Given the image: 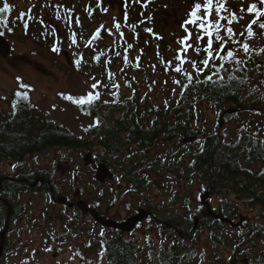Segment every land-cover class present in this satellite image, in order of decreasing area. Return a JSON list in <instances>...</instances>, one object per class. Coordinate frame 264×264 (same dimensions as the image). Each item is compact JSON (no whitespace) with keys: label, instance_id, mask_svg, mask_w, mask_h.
Segmentation results:
<instances>
[{"label":"rangeland","instance_id":"374dc122","mask_svg":"<svg viewBox=\"0 0 264 264\" xmlns=\"http://www.w3.org/2000/svg\"><path fill=\"white\" fill-rule=\"evenodd\" d=\"M155 1L151 0V4L148 5L150 10L146 12L141 3L128 0L127 21L131 16L135 18L132 24H129L124 20V0H101V7L107 9V12H102L101 7H97V0H7L14 12L11 21H16L21 13H28L31 9L30 14L33 17L32 20L36 21L35 28L39 34L32 31H27L25 34L23 23L11 32L0 27L12 46L8 56H0V95L10 97L9 93L19 88L16 78L21 77L24 84L31 86L32 101L39 106L42 112L79 134H83L84 127L94 120L59 94H70L74 98L86 94L91 90L90 85L94 82L92 77L101 81L102 85L108 84V71L115 74V81L120 85L119 89L124 94L130 96L138 91L139 95L157 104L176 101L178 86L173 83V80L178 79L180 75L171 70L166 72L165 61H172L173 66L176 63L174 57L179 47L177 40L185 35L181 23L186 19L193 0H188L184 5L180 2L177 5L176 0H172V3L162 8L160 12L158 3L153 4ZM229 1L232 2V0ZM142 2L144 3V0ZM252 2L253 0L243 1L246 4L240 8H246ZM3 3L4 0H0V5ZM57 3L63 5L60 9V20L55 17ZM174 6L178 7V17L171 20L166 17L171 22L167 27L164 22H161L165 19L163 11L166 8L165 10L172 12ZM69 8L73 9L70 28L64 21V16L67 14L65 9ZM88 8L93 10L91 15L86 10ZM149 15L150 20H148ZM77 16L80 20L79 27L75 23ZM114 17L117 22L121 23L123 38L113 27ZM251 18L247 16L243 19L242 21H245L242 27L235 24V29L242 31ZM24 19L31 20L27 15ZM41 19L44 21L43 24L40 23ZM175 20L178 24H175ZM100 25L104 26L103 35L106 37L98 38L93 41L92 45L85 47L86 41ZM8 27L12 26L8 25ZM145 28H151L152 32H146ZM107 29H112L113 35H109ZM73 31L77 34L76 45L71 44L70 34ZM262 31L264 30L257 28L254 38L260 48H264ZM153 33L156 35L154 36ZM194 39L195 35L191 42H194ZM129 43L132 44V48L127 50L128 65L125 66L123 56ZM54 46L60 49L59 52L52 51ZM118 46H123V49L122 52L118 51L120 56H115L114 52ZM101 51L105 55L99 62H95L93 57ZM64 52L70 54L71 63L68 62ZM81 56H83V61L77 69L74 61L80 59ZM114 56L115 59H113ZM138 56L140 58L139 67H136ZM188 56L196 58L191 50ZM261 59L264 62V53L261 54ZM106 60H110L111 63L105 64ZM185 67L191 71V65H185ZM126 84H130L131 87ZM99 91L104 98L111 99L113 96L111 93L116 89L101 86ZM1 102L3 108H6L7 99ZM199 109L200 116L193 127L199 131L197 137L203 138L205 134L213 132L218 126L216 124L218 110L208 103H201ZM259 121H264L263 115L246 112L231 117L221 128L227 138H235L242 125L247 124L257 129ZM186 136L184 135V138ZM183 139L170 143L157 141L148 150L147 160H173L178 151L184 148L183 145H187L190 150L195 149L189 145L192 144L191 142L184 143ZM88 154L92 156L91 152L85 150L71 149L65 152L63 149L54 148L47 157H38L36 161L28 157L20 165L9 161L0 163V169L2 168L10 177L20 175L37 177L35 174L47 173L53 187L58 190L59 197H65L74 203L84 200L89 206L117 220L136 214L141 207H145L143 205L146 201L150 202L160 218L168 213L181 218L190 209L197 211L202 205V196L212 191L205 182L198 179L188 181L179 179L167 171L153 170L149 173L151 189L144 197L124 181L120 172H117L112 180L99 181L97 179L98 165L94 167L85 160ZM13 165L16 167L13 168ZM179 166L181 167L182 164L179 163ZM46 191H48L46 188L38 191L26 189L21 193L24 218L8 235L9 254L6 264H88V258L97 259L98 249L101 248L103 240L111 236L108 229L95 222L92 212H87L76 204L74 206L79 208V213L73 216L71 213H74V210L64 208L60 201L54 202L51 193ZM230 198L236 199V196L230 195ZM207 200L213 208L219 207V197L211 195ZM236 201L242 220H250L255 216L256 211L253 208L243 205L241 199ZM42 214L43 218H41ZM195 218L200 220L199 216ZM139 225L133 233L141 239L144 246H149L148 239H151L156 246L161 245L163 239H161L158 227L149 231L148 228L152 224L146 219ZM186 228L191 231L198 230L195 228L194 218L188 222ZM224 228L228 232L232 230L227 223ZM63 231L68 233L62 235ZM208 238L209 231L203 228L196 232L193 246L200 253L208 248L211 257L207 254L206 260L211 263V259H215L211 253L213 246H210ZM234 245L230 242L228 247L231 248ZM45 248H51L52 251H45ZM77 252L81 255H75ZM239 264H251L250 254L247 251L240 254Z\"/></svg>","mask_w":264,"mask_h":264},{"label":"trees","instance_id":"16d2710c","mask_svg":"<svg viewBox=\"0 0 264 264\" xmlns=\"http://www.w3.org/2000/svg\"><path fill=\"white\" fill-rule=\"evenodd\" d=\"M2 6L1 4L0 7ZM0 15L8 17V25L12 26V30L18 29L20 23L24 26V22H27V31L39 34L35 28V20L11 21L14 15L12 6L10 13ZM133 20L135 18L131 16L127 23L132 24ZM103 34L104 30L101 31V38L106 37ZM122 49L123 46H118L116 52H122ZM178 80H183V77L179 76ZM17 90L25 91L17 88L9 93L10 97L0 95V163L9 161L20 165L28 157L36 161L38 157H47L54 148L63 149L65 152L71 149L85 150L92 153L94 167L99 162L106 163L116 173L120 172L124 181L144 197L151 189L149 173L153 170L167 171L188 181H203L212 190V195L219 197V207L213 208V211L232 221L227 223L232 228L228 232L224 228L226 222L221 217L212 216L203 205L197 211L188 210L181 218L170 213L160 218L155 213V217L162 222V225L159 224L163 239L161 245L156 246L148 239L149 246H144L141 239L134 235V231L109 232L111 236L103 240L101 248L98 249L99 253L104 252V256L88 258L91 264H239L240 254L246 251L250 254L251 264H262L264 140H258L249 146L242 137L225 141V134L217 131L205 134L203 138L197 137L189 144L195 149L190 150L187 145H183L184 148L178 151L173 160H147L148 150L159 140L170 143L181 141L184 135L198 136L199 131L193 126L200 116L201 103L216 105L223 113L228 101L227 95L232 94L223 84L213 87L211 83H193L183 96L180 95L181 88L178 87L177 100L167 104L150 101L139 95L138 91L129 96L119 89L118 99L114 96L106 99L100 92V100L89 109L91 115H86L94 122L98 117L100 123L98 126L89 127L94 124L92 121L84 127L83 134L74 132L42 112L32 101L30 92L29 100L16 97ZM3 99H7L6 108H3ZM14 101L15 109L12 107ZM75 106L81 111L80 106ZM179 163L182 164L181 167ZM40 175L46 177L47 173L37 176ZM40 186H45L48 190L46 192H50L48 184L40 183ZM26 189V183L17 181V177H10L0 169V197L11 205L9 233L13 231L15 222L24 211L20 199L21 193ZM54 194L58 196V190L55 189ZM230 195H235L236 199H231ZM238 199L242 200L243 205L256 211L252 219L240 218L236 201ZM145 204L154 210L149 201ZM8 212V204L0 199V235L5 228ZM196 216L200 217L196 227L198 230H188V222L193 218L195 222ZM158 220H151L153 224L148 228L149 231L158 227ZM203 228L209 231L208 240L210 246H213L211 253L215 260L211 259V263L206 260V255H210L208 248L200 253L193 246L196 232ZM230 242L235 244L231 248L228 247ZM5 244L0 264L7 262L8 237Z\"/></svg>","mask_w":264,"mask_h":264},{"label":"snow or ice","instance_id":"6c2138e0","mask_svg":"<svg viewBox=\"0 0 264 264\" xmlns=\"http://www.w3.org/2000/svg\"><path fill=\"white\" fill-rule=\"evenodd\" d=\"M150 2V0H149ZM128 0H124L125 4V12H124V20L127 22V6ZM133 3H141L142 7H147V3H143L142 0H133ZM228 0H193V4L191 9L188 11L186 19L181 23V28L184 31L185 35L181 38H178L177 44L179 45L174 60L176 61L173 66L172 61H165L166 68L165 71H174L183 77V80L174 79L173 83L181 88L180 95L183 96L185 91H187L193 83L195 84H209L212 83L214 85H222L225 81L224 73L233 72L239 73L243 70V66L246 65L247 61L244 60L239 53H242L243 56L251 59V53L255 51L250 47L248 43L249 39H252L257 34L254 30V26L258 27L260 30H264V0H253L252 3L248 4L247 7H241L237 12L234 8H229L227 6ZM50 6V5H46ZM57 11L55 13V17L57 20L61 19L60 9L63 8L62 4L57 3L55 5ZM97 7H101V0H97ZM91 15L92 9H86ZM72 11L73 9H65L67 13L64 16L65 23L71 27L72 24ZM102 12H107V9L101 7ZM11 6L4 0L3 6L0 7V14L10 13ZM31 9H29L28 13H21L17 19L24 20L25 15L28 16L29 19H33L31 16ZM245 15L251 16V20L247 23V25L243 28L242 31L239 32V36H237V32L234 30L233 25L239 24L241 20L244 19ZM150 19V18H149ZM116 32L119 33L121 38L124 37L123 31H121V23L113 18ZM40 23L43 24L44 21L41 19ZM75 23L77 27L80 26V20L77 16L75 19ZM0 27L6 28L8 32L12 31L11 27H8V17L6 15H0ZM25 34H27L28 24L24 22ZM104 29L103 25H100L99 28L96 29L95 33L91 36V38L86 41L85 47L92 45L93 41L101 38V31ZM146 32L151 33V28H145ZM55 31V29H53ZM109 35H113L112 29L106 30ZM4 31H0V37L4 36ZM264 35V31L261 32ZM76 33L73 31L70 34L71 44L76 45ZM155 36L156 34L153 33ZM193 35H195V42H191ZM240 37H243V42ZM132 48V44H127V48L125 49V54L123 56L125 66L128 65V55L127 50ZM58 47H53V52H59ZM195 54V57H200L201 53H203V57L200 59L190 58L188 56L189 51ZM264 53V48H260L256 55H260ZM105 53L103 51L99 52L97 55L93 57V59L97 62L100 61L101 57L104 56ZM115 56H120L119 52H114ZM139 56L136 57V67H139ZM83 61V56L80 59L74 61L75 66L79 69L81 62ZM111 63L110 60H106L105 64ZM185 65H191V71H189ZM227 66H232L231 68ZM155 69V65L152 66ZM123 71V69H121ZM109 83L103 84L101 81L96 80L95 77L91 79L94 81L86 94L79 96L78 98H74L72 95H65L60 93L62 98L71 101L73 104L80 106L81 111L85 115H91V109L97 101L100 100L101 93L99 88L110 87L116 89L115 92L111 94L118 99L119 96V88L120 85L115 81V74L111 71L107 72ZM17 82L19 84V89H24L25 91L21 92L17 90L15 92V96L22 98L24 100H29V92L32 91L30 85L24 84L22 82L21 77H17ZM227 79L229 81L235 80V75H228ZM155 83V82H153ZM126 86L131 87L130 84H126ZM175 92V89H173ZM104 103H108V101H104ZM167 104V101H165ZM87 106V107H85ZM12 107L16 108V102L14 101ZM100 123L99 118L97 117L94 124L89 125V127L98 126ZM87 131V129H85ZM16 166L13 165V168ZM139 227L140 225H136ZM103 234V233H101ZM90 246V245H89ZM45 251H52L51 248H45ZM75 255H81L79 252L75 253ZM101 258L104 256V252H100L98 254ZM83 258V257H81ZM262 264H264V258H261ZM91 264V261L88 262Z\"/></svg>","mask_w":264,"mask_h":264},{"label":"flooded vegetation","instance_id":"af4514ba","mask_svg":"<svg viewBox=\"0 0 264 264\" xmlns=\"http://www.w3.org/2000/svg\"><path fill=\"white\" fill-rule=\"evenodd\" d=\"M187 1L188 0H176V3L178 5V2H180L181 4L184 5ZM243 1H247V0H232V2H230L228 0L227 6L229 8H232L234 6L235 10L238 12L239 9H240V6H244L246 4V3H243ZM150 2H151V0H150ZM150 2H149V0H144V3H147V7H144L146 12H147V10L148 11L150 10V6H148L149 4H151ZM155 3H158V5L160 7L159 8V12H160V10L162 8H164L167 5H169V3H172V0H156L153 4H155ZM165 9L163 11V13L165 15V19H163L161 22H164L165 26L168 27L171 24V22L168 19L171 20V19H174V18L178 17V7L174 6L172 12L169 11V10H165ZM247 16L248 15H245L244 19H246ZM166 17L168 19H166ZM149 18H150V15L148 17V20H150ZM244 21L241 20L238 25L240 27H242ZM175 24H178L177 20H175ZM233 27H234V30L237 32V36H239V32L240 31L235 29V27H236L235 24L233 25ZM257 28L258 27L254 26V30L255 31H257ZM255 37H256V35H255ZM254 38L248 40V43L250 44V47L255 50V51H253L250 54L251 55V59H248V57L243 56L242 53H239V55L244 60L247 61L246 65L243 66V70L241 72H239V73H233V72L230 71V72H227V73L223 74L225 76V81L223 82V87H225L226 90H228V91H232V94L231 95H227L228 101H227L226 105L224 106L223 113H221V110H220V108L218 106L212 105V106L216 107L217 110H218V115H217V120H216V124L218 126L211 133H215V132L218 131V132H222V133L225 134V132H223V129L221 127L224 125L225 121L226 122L229 121V119L231 117H233L235 115H238V114H243V113H246V112H256V114H258L259 116L263 115V117H264V84H263L264 83V77H263V75H264V71H263L264 62L261 59V54L262 53L260 55H256V52L259 51L260 47L254 41ZM240 39L243 42V37H240ZM194 42H195V39H194ZM202 57H203V53H201L200 57H196V59H200ZM227 67L231 68L232 66H227ZM228 75H235L236 79L232 80V81H229L227 79ZM212 86L213 87H217L218 85L212 84ZM257 124H258L257 129H253L252 126L247 125V124L242 125V127L238 130V133H237L235 138H238V137L239 138L240 137L244 138L248 142L249 146H252L258 140H264V121H259ZM224 137H225V141H231L230 139H232V138H227L226 134H225ZM100 163H102V162H99L97 165H99ZM110 169L114 173V177H113V179H114L115 176H116V172L112 169V167H110ZM35 175H38V174H35ZM174 175H176V174H174ZM21 176H24V175L17 176V181L26 183L28 185V189L30 188V189H32L34 191H38L40 189H45L46 188L45 186H40L39 187L40 183L41 184H48V186L50 187V192L49 193H51L53 201L54 202H59V198L60 197L59 196H55V194H54L55 188L53 187V183H52V181L50 179V176L48 174L46 175V177L44 175L43 176L42 175L41 176H37V177H31V175H29L31 178L30 177H21ZM176 177H178V176L176 175ZM107 180H112V179H107ZM36 189H38V190H36ZM211 194H212V191H211ZM20 201H21V199H20ZM71 204H76V203H74V202L70 201L69 199H67V202L64 203V204L61 203V206H63L64 208H68L70 210L71 209L74 210L75 212L71 213V214H73V216H77L78 213H79V211H78L79 208H77L76 206L71 207ZM143 206H145V207H141L136 214L140 213L141 210H143V209H148V210H150L151 214H149V216L147 218H145V219L149 220V221H151L152 219L153 220L154 219L158 220V218L155 217V212H154L155 209L153 210L151 206L148 207L146 204L143 205ZM91 209L92 210H96L100 214V216H102V217H104L106 219H112V220H115V221H118V222H124V221L128 220L130 217L136 215V214H133V215L129 216L128 218H124L122 220L121 219L117 220L115 218L106 216L102 212H99L95 207H91ZM87 214L92 215L93 212H92V214L91 213H87ZM22 216H23V213L21 214L20 219L15 222V226L18 225L20 220H23L24 216L23 217ZM41 218H43V214L41 215ZM215 218H218V217H215ZM144 220H142V221H144ZM142 221L137 223V225L141 224ZM158 221L160 222V223L157 224L158 229H159V224L162 225L161 224L162 222H161L160 219ZM95 222L97 224L101 225L102 227L108 229V231L110 233H113L114 231H119V229H114V228H111V227H109L107 225H104V224H102L100 221H98L96 219H95ZM151 224H153L152 221H151ZM10 225H11V222L9 223L8 230L5 233L4 244L6 243V237H8V235H9ZM6 226H7V220H6L5 228H6ZM5 228H4V230H5ZM136 228H137V226H136ZM135 229H134V231H135ZM132 232H127V233H132ZM2 233H1V235H2ZM67 233H68L67 231H63L61 234L64 235V234H67ZM1 235H0V245H1ZM57 240H58V238H57ZM55 256H57V254ZM0 259H1V257H0ZM6 263H4V264H6Z\"/></svg>","mask_w":264,"mask_h":264},{"label":"water","instance_id":"95a60500","mask_svg":"<svg viewBox=\"0 0 264 264\" xmlns=\"http://www.w3.org/2000/svg\"><path fill=\"white\" fill-rule=\"evenodd\" d=\"M11 48H12V46H11L9 40L5 36L0 37V56H2V57L8 56L11 52ZM64 55L66 56L68 62L71 63L70 54L68 52H64ZM195 140H196V136L195 137H186L183 139L184 143H186V142L192 143ZM85 160L90 164L93 163V157L90 154H88L86 156ZM113 177H114V173L112 172V170L110 169V167L106 163L102 162L98 165L97 179L99 181L103 182V181H106L107 179H113ZM210 196H211V191L206 192L202 196V205L208 207V212L211 213L214 217H221V219L224 222L232 223V221L230 219H226L223 216H220V215L214 213L213 206L207 200ZM0 199L3 202H6L8 204V207H9V212L7 215V226L1 235V245H0V257H1V255L3 254L4 246H5V244H4L5 233L7 232L8 227H9V223H10L11 205L2 197H0ZM59 201L64 204L67 202V198L60 197ZM74 205L75 204H71V206H74ZM76 205L78 207L86 210L87 212L92 211L94 218L96 220L100 221L102 224L107 225V226L114 228V229H119V230L124 231V232L134 231L137 223L141 222L142 220L147 218L149 216V214H151L150 210L143 209V210H141L140 213L130 217L128 220H126L124 222H118V221H115L112 219H106V218L100 216V214L96 210H92L91 207L88 205V203L84 200H80L79 202L76 203ZM198 222H199V218H195V228L197 227ZM246 262H247V260H246Z\"/></svg>","mask_w":264,"mask_h":264}]
</instances>
